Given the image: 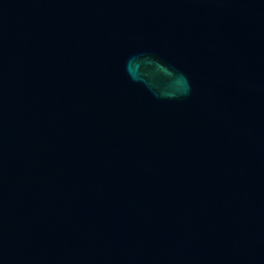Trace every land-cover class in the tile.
<instances>
[{
	"label": "water",
	"instance_id": "95a60500",
	"mask_svg": "<svg viewBox=\"0 0 264 264\" xmlns=\"http://www.w3.org/2000/svg\"><path fill=\"white\" fill-rule=\"evenodd\" d=\"M0 264H264V0H0Z\"/></svg>",
	"mask_w": 264,
	"mask_h": 264
}]
</instances>
